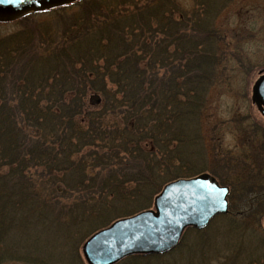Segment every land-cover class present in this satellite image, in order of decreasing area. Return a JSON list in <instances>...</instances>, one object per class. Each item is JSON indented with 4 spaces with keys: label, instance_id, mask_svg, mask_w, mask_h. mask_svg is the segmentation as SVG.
I'll use <instances>...</instances> for the list:
<instances>
[{
    "label": "trees",
    "instance_id": "trees-1",
    "mask_svg": "<svg viewBox=\"0 0 264 264\" xmlns=\"http://www.w3.org/2000/svg\"><path fill=\"white\" fill-rule=\"evenodd\" d=\"M192 1L79 0L0 37V264H83L95 231L208 172L202 120L225 52L216 22L233 0ZM244 202L249 226L264 207ZM229 209L210 226L240 224ZM210 226L185 230L167 255Z\"/></svg>",
    "mask_w": 264,
    "mask_h": 264
},
{
    "label": "rangeland",
    "instance_id": "rangeland-1",
    "mask_svg": "<svg viewBox=\"0 0 264 264\" xmlns=\"http://www.w3.org/2000/svg\"><path fill=\"white\" fill-rule=\"evenodd\" d=\"M179 2L187 10L193 4ZM35 15L34 21L46 18ZM218 18L224 67L209 90L202 131L207 174L230 187L228 203L240 224L220 219L207 232L186 236L178 251L140 264H264V208L251 211L249 226L242 223L244 201L264 207V119L251 99L252 85L264 71V0H233ZM19 21L0 23V37L18 31Z\"/></svg>",
    "mask_w": 264,
    "mask_h": 264
},
{
    "label": "water",
    "instance_id": "water-1",
    "mask_svg": "<svg viewBox=\"0 0 264 264\" xmlns=\"http://www.w3.org/2000/svg\"><path fill=\"white\" fill-rule=\"evenodd\" d=\"M78 0H2L0 22L76 3ZM252 86L251 99L264 117V71ZM92 104L100 97L92 95ZM229 188L208 174L170 181L157 194L153 208L128 218H119L86 240L81 251L87 264H116L131 255H160L170 252L186 228L208 226L227 214Z\"/></svg>",
    "mask_w": 264,
    "mask_h": 264
},
{
    "label": "snow or ice",
    "instance_id": "snow-or-ice-1",
    "mask_svg": "<svg viewBox=\"0 0 264 264\" xmlns=\"http://www.w3.org/2000/svg\"><path fill=\"white\" fill-rule=\"evenodd\" d=\"M0 2H2V0H0Z\"/></svg>",
    "mask_w": 264,
    "mask_h": 264
}]
</instances>
